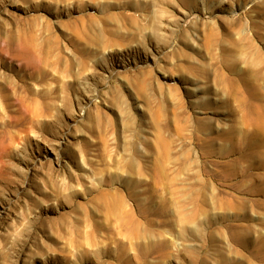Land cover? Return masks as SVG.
Returning <instances> with one entry per match:
<instances>
[{"label":"rangeland","instance_id":"374dc122","mask_svg":"<svg viewBox=\"0 0 264 264\" xmlns=\"http://www.w3.org/2000/svg\"><path fill=\"white\" fill-rule=\"evenodd\" d=\"M0 264H264V0H0Z\"/></svg>","mask_w":264,"mask_h":264}]
</instances>
